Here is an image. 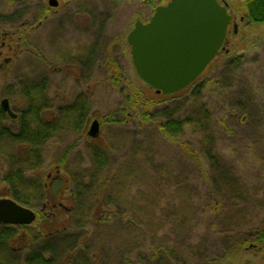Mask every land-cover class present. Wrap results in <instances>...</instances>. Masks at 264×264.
I'll return each instance as SVG.
<instances>
[{
  "label": "rangeland",
  "instance_id": "obj_1",
  "mask_svg": "<svg viewBox=\"0 0 264 264\" xmlns=\"http://www.w3.org/2000/svg\"><path fill=\"white\" fill-rule=\"evenodd\" d=\"M56 1L53 8L47 0H0V16L18 11L27 21L26 27L19 21L0 24V108L6 99L19 115L26 103L14 85L38 75L49 80L45 92L54 107L87 100L83 132L63 130L43 143L40 161L26 172L33 181L41 178L46 195L53 180L63 181L51 203L65 211L57 213L53 227L70 226L88 237L93 264H264V246L242 244L245 235L264 229V25L242 17L243 0H217L227 4L233 19L221 56L180 96L155 98L132 66L126 37L136 21L148 22L168 0H155L153 6L137 0ZM17 27L19 33L27 31V46L9 52L3 33L15 42ZM235 56L243 58L239 70L230 63ZM147 96L155 105H142ZM200 105L209 114L207 131L194 132L188 124L175 139L146 126L143 118L151 110L157 122L163 114L189 119ZM44 118L52 120V114ZM94 121L99 135L91 138L87 133ZM0 124L18 128L17 120ZM205 137L234 186L219 178V169L208 171L212 179L207 180L198 154ZM6 164L0 160L3 174ZM0 198L12 199L2 181ZM30 199L34 203L27 208L40 212L42 197ZM42 226L36 222L33 232ZM23 238L10 244L13 251L25 246ZM15 255L22 264V253Z\"/></svg>",
  "mask_w": 264,
  "mask_h": 264
},
{
  "label": "trees",
  "instance_id": "obj_2",
  "mask_svg": "<svg viewBox=\"0 0 264 264\" xmlns=\"http://www.w3.org/2000/svg\"><path fill=\"white\" fill-rule=\"evenodd\" d=\"M137 1L147 6H153L155 2V0ZM243 2L242 17L252 24L264 25V0H243ZM220 53L218 57L221 56ZM216 59L217 58H215V60ZM242 62V56H235L230 63L234 69L239 70ZM17 83L19 84L14 85V88L18 92L20 98H23L26 107L20 110L21 115L16 118L18 122L16 131L0 128V160L2 159L3 162L6 161L8 167V170L5 171L4 174L3 172L1 173V171L5 168L2 166L0 167V181L8 185L12 200L17 204L27 208V206L34 203V201L30 199V197L34 196L37 198L42 197L45 205L41 207V211L38 213L30 209L36 214V220L31 226L11 227L0 225V264H17V255L15 254L20 252L22 253V264H93V259L89 256V248L86 249L85 246L88 242V237L83 238L79 236L81 234L72 231L73 229H71L70 226L69 228L67 226L62 228L59 226L53 227L54 220L58 216L57 213L60 210L65 211V208L61 205L56 206L51 203L57 199L58 195L53 197L50 191L48 195H46L43 186L44 182L41 181V178L36 177L37 180L33 181L26 177V172L33 170V166H36L40 161V146L43 143L59 135L63 130L83 132L85 119L88 115V109L86 107L87 100L81 97L79 101L77 100L72 105L64 107L62 105L54 107L53 103H50L49 105L54 110L52 112V120L47 121L43 114V110L48 106L49 101L48 98H46L47 95L45 92L47 83L43 81H17ZM193 86L194 84H191L184 90L172 95L156 94L154 91L153 93L154 96H156L155 98L175 97L180 96L185 90ZM155 100L147 96L146 101H143L142 105L151 107L155 105ZM150 111H146L143 114L146 126L155 125L157 130L161 131L162 135L166 138L175 139L181 137L184 128L188 124L191 125L194 132L202 129L203 132L205 129L207 131L205 127L209 120V114L204 105H200L198 108L193 109L191 118L189 119H173L169 115L163 114L164 117H161L162 120L157 122V115ZM111 118L112 117H109V120H111ZM4 119L5 114L0 108V120L3 121ZM112 120L114 123L122 121L115 118H112ZM4 139L8 141L5 147L2 144ZM211 142L212 140L209 137H205L199 144L200 147L201 145H205L204 149L202 150L201 148V152H198L203 159L204 166H207V180L209 181L212 179L208 171L216 172V170L219 169V178L225 180L227 185L231 184L234 186V180L229 177L228 171L217 165V160L213 153L214 145H212ZM205 147L207 148L205 149ZM15 148H18V151L13 153ZM98 152L97 150L94 151L95 154L93 155L97 156L95 158H99ZM185 152H187L189 157L196 159L197 155H193V151L185 150ZM2 155H9V157H3ZM25 164H28L29 167L25 166ZM58 164L61 165L62 161L58 162ZM1 165H3V163H1ZM209 165L210 168H208ZM2 174L3 176L1 177ZM213 180H215L214 177ZM74 198L76 197H73V199ZM76 200L77 202L79 201L78 197ZM46 203L51 204L46 205ZM71 214V211L66 213L69 217H72ZM36 222L41 223L43 226L39 227L35 233L33 232V227ZM19 235H24L23 239L26 244L15 252V250L13 251L11 249L10 244L14 242ZM249 240L258 246H264V229L245 235V240L242 244L244 245ZM159 251L160 249L157 250V252Z\"/></svg>",
  "mask_w": 264,
  "mask_h": 264
},
{
  "label": "water",
  "instance_id": "obj_3",
  "mask_svg": "<svg viewBox=\"0 0 264 264\" xmlns=\"http://www.w3.org/2000/svg\"><path fill=\"white\" fill-rule=\"evenodd\" d=\"M49 6L55 8L57 2L50 0ZM229 12L227 4L217 0H169L154 10L148 23L136 21L126 42L138 78L156 94L172 95L189 87L225 44L232 21ZM1 108L13 116L6 99ZM98 135L94 121L87 136ZM62 187L63 181L55 180L51 195L56 197ZM35 220L32 210L0 199V225L28 227Z\"/></svg>",
  "mask_w": 264,
  "mask_h": 264
},
{
  "label": "flooded vegetation",
  "instance_id": "obj_4",
  "mask_svg": "<svg viewBox=\"0 0 264 264\" xmlns=\"http://www.w3.org/2000/svg\"><path fill=\"white\" fill-rule=\"evenodd\" d=\"M14 3H17V4H23V3H25V2H27V1H29V0H20V1H16V0H12ZM36 1H38L39 3L40 2H42V0H36ZM44 1V0H43ZM56 1V0H55ZM49 2H50V0H47V4H48V6H49ZM57 2V1H56ZM57 7H58V3H57ZM56 8V7H55ZM25 15V14H24ZM62 15V14H61ZM11 16V17H10ZM10 16H2V17H0V24H8V23H10V22H14V21H16V22H20V25L21 26H25L26 24H27V21L25 22V20H24V18L23 17H21V15H20V13L18 12V11H14V12H12L11 13V15ZM39 17H40V15H39ZM63 16H61L60 17V19L62 18ZM45 21L46 20H48L49 19V16H44V18H43ZM40 23H42V20H38V24H40ZM26 27V26H25ZM28 27V26H27ZM2 28V27H1ZM4 28V27H3ZM26 29V28H25ZM10 30H12V29H10ZM14 30V29H13ZM16 30H17V33H14V34H12V35H19L18 36V38H17V40L15 41V42H13L12 41V38H10V35L11 34H9V32H5V33H3V38H5V39H7V38H9V43L6 45L5 43H2V45H1V49H4L5 48V45L7 46V50L10 52V51H13V50H19V49H23L24 47H26L27 46V41H26V35H27V31H23V32H21V33H19V28L17 27L16 28ZM12 37V36H11ZM11 43H13V45L11 44ZM227 43V40H226V42H225V44ZM12 49V50H11ZM2 56V53L0 52V57ZM9 62V61H8ZM32 82H35V81H40V82H46L47 83V86H48V83H50L49 82V80L46 78V76L45 75H38L37 77H35V79H33V80H31ZM46 95H47V93H46ZM48 96V95H47ZM47 98V97H46ZM9 103V102H8ZM51 103V101L49 100L48 101V106L43 110V114H44V116L47 114V113H49L50 115L52 114V112H53V108L49 105ZM52 104V103H51ZM9 109H10V107H9ZM1 110H2V108H1ZM10 111H11V109H10ZM47 111H49V112H47ZM2 112L5 114V118H7L8 120H10V121H16V118H18V116L19 115H21V114H19V115H16L15 113L13 114L12 112V117L8 114V112H5V111H3L2 110ZM21 112V111H20ZM46 120V119H45ZM47 121H50V120H47ZM1 125V127L2 128H5L4 126H3V124H0ZM8 129V128H7ZM11 130H13V128L11 129ZM58 168L56 167V170H55V175L57 176L58 175ZM51 177H52V175L51 174H48L47 175V178H49V179H51ZM55 181V180H54ZM54 181H52V183H51V185L53 184V182ZM51 185H50V187H51Z\"/></svg>",
  "mask_w": 264,
  "mask_h": 264
}]
</instances>
